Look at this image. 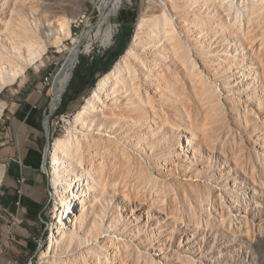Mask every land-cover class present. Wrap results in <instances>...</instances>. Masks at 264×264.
Listing matches in <instances>:
<instances>
[{
  "label": "rangeland",
  "instance_id": "obj_1",
  "mask_svg": "<svg viewBox=\"0 0 264 264\" xmlns=\"http://www.w3.org/2000/svg\"><path fill=\"white\" fill-rule=\"evenodd\" d=\"M103 1L0 0V42L33 27L46 46L16 79L9 74L0 84L3 170L5 153L12 155L15 147L12 125L21 122L19 113L34 116L43 152L49 142V174L42 168L48 202L23 264H264V0H125L109 16L111 44L95 41L86 53L82 36L91 30L94 40ZM159 21L164 28L152 37ZM139 26L149 44L138 49L127 74L117 76L113 90L91 106L87 117L77 118L96 82L115 70ZM128 27L126 49L110 64ZM59 71L68 82L51 114L47 138L45 118ZM86 73L91 75L81 92H70L75 75ZM140 104L148 122L136 118L139 126L121 135L118 176L110 156L101 158L104 151L96 149L99 172L85 174L81 219L46 244L55 219L52 195L66 178L64 170H70L69 160L89 165L84 143L75 150L76 138L97 127L121 129L129 124L124 120L128 109L142 115ZM63 105L66 110L58 113ZM63 139L68 146L59 169L52 150ZM186 145L193 151L179 150ZM106 165L107 177L102 176ZM105 231L112 236L101 238Z\"/></svg>",
  "mask_w": 264,
  "mask_h": 264
},
{
  "label": "bare ground",
  "instance_id": "obj_2",
  "mask_svg": "<svg viewBox=\"0 0 264 264\" xmlns=\"http://www.w3.org/2000/svg\"><path fill=\"white\" fill-rule=\"evenodd\" d=\"M125 0H104L102 7V14L96 24L94 40L91 39V30H86L83 33L82 39L87 42L84 48V52L89 53L92 47L93 42H99L103 47L109 46L112 42L113 34H114V26L109 23V16L112 14H116L121 5ZM101 4V3H100ZM199 25V24H198ZM68 24L66 26H62L64 36L69 35ZM93 28V29H94ZM164 25L163 22L159 21L156 25L154 31L150 32L152 37L154 35H159L163 30ZM199 28V27H198ZM92 29V28H91ZM19 32V33H18ZM18 32L14 31L10 33L3 41L0 42V84H3L7 81V77L11 74L12 79H16L20 73H23V65L27 64L29 60L33 62L40 55H42L46 46L42 40L41 32L38 30H34L33 27L29 28H21ZM197 33V32H196ZM7 38V39H6ZM149 38L144 35L141 30V26L138 27L137 33L133 37V41L129 46V49L122 56L120 61L117 63L115 70L103 75L93 87L90 94V102H87L83 105L81 111L77 114V118L87 117L88 111H91L93 105H95L102 95L108 94L113 90L117 81L118 75L121 77L125 76L129 71L128 62L135 59L137 55L138 49L143 47V45L149 44ZM157 39V38H156ZM54 44L59 45L61 43V37L54 35ZM159 39H157V42ZM79 52V49H74L69 57L75 56ZM83 52V51H82ZM29 59V60H28ZM71 61H68L67 67L71 65ZM62 74L67 75V71H63ZM64 75V76H65ZM128 76V75H127ZM130 76V74H129ZM68 79H63L62 75H59V78L56 81V84L53 86V97L51 101V110L52 113L58 106L61 88L65 84L67 85ZM155 90H159L156 88ZM138 97L142 100H147L148 103H151V98L145 96L141 92H138ZM130 100L129 103H131ZM92 106V107H91ZM140 110L142 115L138 117V115L131 109L126 111V117L124 120L127 123H123L121 129H112L111 131L105 132L100 127H97L94 131H91L89 134H83V138H76L77 142L75 145V150L80 151L82 148L80 147V143H84L85 145V153L90 156L89 165L88 166H77L76 161L74 163L69 160L70 170L65 172V180L63 183L58 185V188L55 187V191L53 192V198L55 200L53 206V213L55 219L51 222L48 228L50 229V234L47 238V243L50 242L52 237L58 236L64 232L65 225H73L74 222L80 220L79 212H83V205L85 200L87 199V192L84 191L85 186V174L94 175L99 172L98 161L99 158L94 155V151L96 149L103 150L104 153L101 158H108L110 156L112 166H113V174L114 178L118 176L122 158V150L120 148L121 135L128 132L129 128L132 126L137 128L139 126V122H136V118H140L142 122H148V117L145 114V105L140 104ZM152 124H155L154 120L150 121ZM155 127V126H154ZM152 136V134H149ZM68 142L66 140H58L53 145L52 155L54 158V163L57 165V168H63L65 164V152L67 150ZM181 152H190L193 151L192 147L186 145L184 147H179ZM49 153V152H48ZM51 153V151H50ZM77 155V152L74 154ZM187 156L184 155V158ZM76 158V157H75ZM109 167L106 165L105 172H103L102 176H108ZM48 174L49 171L47 170ZM113 221L114 218L110 217ZM110 222V223H111ZM113 224V223H112ZM109 231V230H108ZM109 236H112L106 233L100 235L101 238L105 239ZM44 251L41 250L39 252V256L42 261H45L46 258L43 256Z\"/></svg>",
  "mask_w": 264,
  "mask_h": 264
},
{
  "label": "crops",
  "instance_id": "obj_3",
  "mask_svg": "<svg viewBox=\"0 0 264 264\" xmlns=\"http://www.w3.org/2000/svg\"><path fill=\"white\" fill-rule=\"evenodd\" d=\"M18 115L21 122L12 125L13 153H5V170L0 166V264L24 263L34 247L35 232L49 197L39 126L30 113ZM8 143L6 140L3 145Z\"/></svg>",
  "mask_w": 264,
  "mask_h": 264
},
{
  "label": "trees",
  "instance_id": "obj_4",
  "mask_svg": "<svg viewBox=\"0 0 264 264\" xmlns=\"http://www.w3.org/2000/svg\"><path fill=\"white\" fill-rule=\"evenodd\" d=\"M126 16V13H122V18L124 20ZM134 15H132L133 18ZM130 27H128L126 29V31L124 32V34L120 37V41H119V46H118V50L116 51L115 54L112 55L111 57V62L110 64H113L114 61L124 52V50L126 49V46L130 40ZM90 73H86L84 76V78L76 76L74 77L73 81L70 83L69 85V91L73 92L75 91V93H80L81 91H79L78 89L80 87L84 86V82L87 81L90 77ZM79 80V81H78ZM77 88V89H76ZM81 90V89H80ZM66 110V106L63 105V107L58 111V113H63Z\"/></svg>",
  "mask_w": 264,
  "mask_h": 264
},
{
  "label": "water",
  "instance_id": "obj_5",
  "mask_svg": "<svg viewBox=\"0 0 264 264\" xmlns=\"http://www.w3.org/2000/svg\"><path fill=\"white\" fill-rule=\"evenodd\" d=\"M59 75H60V71H59V73L57 74V76H56V78L54 80V85L56 84V81L59 78ZM51 114H52V111H50L49 114L45 118V129H46L47 138H49V136H50V125H51L50 117H51ZM48 148H49V142H47V148L44 151V155H43V169H45V170H47L46 166H47V151H48ZM28 264H32V262L30 261Z\"/></svg>",
  "mask_w": 264,
  "mask_h": 264
}]
</instances>
